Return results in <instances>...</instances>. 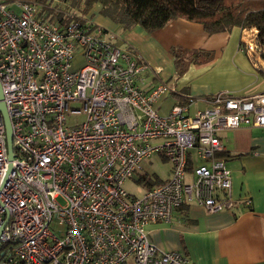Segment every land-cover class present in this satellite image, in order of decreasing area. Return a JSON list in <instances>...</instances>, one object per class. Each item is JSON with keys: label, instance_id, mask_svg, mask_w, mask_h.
I'll list each match as a JSON object with an SVG mask.
<instances>
[{"label": "built area", "instance_id": "obj_1", "mask_svg": "<svg viewBox=\"0 0 264 264\" xmlns=\"http://www.w3.org/2000/svg\"><path fill=\"white\" fill-rule=\"evenodd\" d=\"M40 12L32 0H0V82L13 134L10 160L0 112V228L8 219L0 264H194L154 244L148 226L171 224L190 203L234 209L220 134L264 128V92L217 93L195 113L190 98L161 114L159 101L178 89L152 84L149 63L121 32ZM243 31L242 50L257 62L258 30ZM156 154L170 162L168 179L130 193L126 182L143 181L138 171ZM54 221L65 226L60 234Z\"/></svg>", "mask_w": 264, "mask_h": 264}, {"label": "crops", "instance_id": "obj_2", "mask_svg": "<svg viewBox=\"0 0 264 264\" xmlns=\"http://www.w3.org/2000/svg\"><path fill=\"white\" fill-rule=\"evenodd\" d=\"M101 8L99 3L94 5L89 14L92 20L121 32L142 54L151 68V83L166 80L177 87V93L159 101L161 114H167L175 104L189 103L190 98L189 110L195 113L208 107L209 97L217 93L253 96L264 92L260 67L264 58L256 62L242 50L244 31L240 27L209 34L203 24L178 18L152 32L140 25L124 29L102 15ZM175 47L205 48L214 51V58L191 64L184 75L177 76ZM220 139L232 171L234 209L208 212L197 203L186 204L177 210L171 224L149 225L150 238L162 250L187 254L194 264H264V128L225 130ZM169 175L170 170L162 181Z\"/></svg>", "mask_w": 264, "mask_h": 264}, {"label": "trees", "instance_id": "obj_3", "mask_svg": "<svg viewBox=\"0 0 264 264\" xmlns=\"http://www.w3.org/2000/svg\"><path fill=\"white\" fill-rule=\"evenodd\" d=\"M73 8L88 13L95 4L102 5L101 13L121 24L124 29L140 25L152 32L171 21L185 18L203 24L209 34L256 28L264 46V0H62ZM73 17L52 12V20L63 23ZM177 76L184 75L191 64L209 62L214 51L205 48H172ZM264 57V55H263ZM144 178L143 180H145ZM155 184V182H154ZM153 184H147L151 187Z\"/></svg>", "mask_w": 264, "mask_h": 264}, {"label": "rangeland", "instance_id": "obj_4", "mask_svg": "<svg viewBox=\"0 0 264 264\" xmlns=\"http://www.w3.org/2000/svg\"><path fill=\"white\" fill-rule=\"evenodd\" d=\"M32 1H35L40 4L41 6L40 15L44 16L46 19L50 21H53L52 12L55 13L62 12L63 14L70 17H73L75 15H80L92 19L89 14L93 8L88 13H84L81 11V9L76 7L73 8L67 2H64L62 0H32ZM94 13L95 16L96 15L98 16L97 12H93V14ZM79 119L82 120L83 117L79 116ZM161 158L162 157L160 155L156 154L150 159H146L142 163V168L138 171V176L142 180L144 178L146 179L141 182L137 181L135 178L129 179L126 182L125 187L129 190L130 193L134 195H140L143 192L144 188H148L147 184L152 183L153 185H157L163 182L162 180L167 177L168 172L170 170V162L167 159H164L165 161H163ZM59 202L64 205V201L61 198L59 199ZM50 227L58 234H60L61 231L65 229V226L59 224L57 221H54Z\"/></svg>", "mask_w": 264, "mask_h": 264}, {"label": "water", "instance_id": "obj_5", "mask_svg": "<svg viewBox=\"0 0 264 264\" xmlns=\"http://www.w3.org/2000/svg\"><path fill=\"white\" fill-rule=\"evenodd\" d=\"M3 90L2 85L0 82V112L3 114L5 124H6V131H7V143H8V151H9V159L12 160L13 158V134H12V126L10 122V118L6 109V104L3 100ZM12 164L10 163L9 169H11ZM8 219L5 220L4 224L0 228V232L2 231L3 227L5 226Z\"/></svg>", "mask_w": 264, "mask_h": 264}, {"label": "bare ground", "instance_id": "obj_6", "mask_svg": "<svg viewBox=\"0 0 264 264\" xmlns=\"http://www.w3.org/2000/svg\"><path fill=\"white\" fill-rule=\"evenodd\" d=\"M160 75V74H159Z\"/></svg>", "mask_w": 264, "mask_h": 264}]
</instances>
